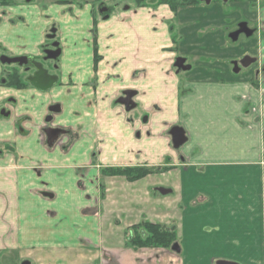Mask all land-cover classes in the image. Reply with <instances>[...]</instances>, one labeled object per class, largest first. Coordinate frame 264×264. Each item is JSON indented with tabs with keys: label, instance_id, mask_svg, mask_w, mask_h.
<instances>
[{
	"label": "crops",
	"instance_id": "crops-1",
	"mask_svg": "<svg viewBox=\"0 0 264 264\" xmlns=\"http://www.w3.org/2000/svg\"><path fill=\"white\" fill-rule=\"evenodd\" d=\"M166 13L160 5L106 18L95 51L91 20L84 27L76 11L67 20L74 55L58 90L43 96L0 82L5 259L20 253L21 264H264V74L257 88L249 78L205 80L186 83L191 90L181 96L179 75L167 77V61L154 59L164 52V36L172 45ZM258 15L257 61L264 69V4ZM128 91L135 93L131 109L118 103ZM53 106L59 112L50 113L60 117L54 129L65 134L50 147L44 118ZM139 108L144 122L135 115ZM174 128L188 139L178 150ZM107 166L156 172L131 183L104 176L114 169ZM141 224L175 231L180 253L127 246L130 229ZM57 233L69 240L56 243Z\"/></svg>",
	"mask_w": 264,
	"mask_h": 264
},
{
	"label": "rangeland",
	"instance_id": "rangeland-1",
	"mask_svg": "<svg viewBox=\"0 0 264 264\" xmlns=\"http://www.w3.org/2000/svg\"><path fill=\"white\" fill-rule=\"evenodd\" d=\"M136 1L137 0H112L111 3H108V5L111 6L114 3H121L120 12L126 11L129 6L131 7L132 11L136 9L139 10L142 7H152L151 1L153 0H143L142 4L144 5H140L137 3L138 1ZM188 1L191 0H174L173 2L170 1L173 6L171 4L168 5L174 14L173 16H171V14L168 12L170 10H167L166 6H164V10L167 11L166 15L169 17L168 20H170L169 22H167L168 26L173 29L172 33L170 34L172 45L168 47L170 40H168L164 36V52L157 56H154V59H158L160 61L162 59L163 62L167 61L166 64L168 63L169 66L168 70L165 71L167 77L175 78V75H179L177 77L179 83L177 87L181 96L183 95L185 90H191V88L184 87L186 83H194L205 80H214L220 83L225 81H227V83H235L245 81L247 78H249L248 81L257 88L258 84L255 82V80L257 81V79L260 77V74L257 77V73L260 71L259 62L257 61L256 64L251 65L249 68H243L242 60L245 57H251L255 59L258 58L260 50V39L257 36L253 38H245L244 36H242L241 39H237V41L235 42L231 38V35L235 24L240 18H245L246 16H248L246 20L251 23V28L258 26V24L260 25V23H258V20H260L258 9L263 6V0H253L255 5L250 6V3L248 2H250L251 0H231L228 4H223L219 0H213L210 6H206L200 3H193L197 6H192ZM82 3L83 2L81 1L77 2L75 3V6L80 7L82 6ZM161 4L162 3L158 1L153 6H160ZM94 7L96 14L100 16V10L97 8V3L94 5ZM248 8L249 11H251L253 14L251 12L247 14L248 10L246 9ZM76 9L77 8L74 9V12H76ZM63 11H65V9H62L58 12L61 14ZM88 13L89 9L86 7L82 12H80V15L76 19L78 20V23H83L82 25L84 27L89 25ZM76 24L77 22H75V25ZM139 26L140 25H137L136 27ZM68 28H70V25L67 22L63 30L61 29L57 31V39L63 50L60 61L56 64H52L50 62L45 63V70H47L50 75L58 77V79L60 80L57 85H60V82L62 80L61 77L63 69H68L70 67L74 55L73 45L75 44L72 43L74 35H72L71 31L68 30ZM71 30L73 32V28H71ZM44 34L45 32L43 29L39 32V34L33 37L34 40L31 41L33 43L31 55H34L36 57L40 56L41 53L38 50L39 46L43 45L44 42H48L45 37L46 35L44 36ZM74 34L76 36V33ZM136 36L142 38L144 37L143 34L140 33H137ZM153 39L156 38L152 37V40ZM146 41H149V39L147 38ZM13 55H16V53H13ZM8 56L0 51V57L7 58ZM176 59L185 60L183 67L187 68L185 67V64L187 62L186 66L190 67L192 70H188V72H186L184 70H181L182 68H176ZM169 63L170 65L172 64V66H170ZM3 69L4 75L0 80L1 83L6 82L8 80V75L14 70L19 72L22 77L27 75V70L18 65L4 66ZM169 72L171 73L170 75L167 74ZM57 85L47 93H38L42 94L43 96H51L55 89L58 90L57 88L59 87H57ZM9 100L14 99L10 98ZM57 103L60 102L56 101V106H58ZM8 107L15 108L16 105H14L13 103H8ZM52 108L56 107L53 106L48 108L49 111L44 118L45 126L47 127L46 129H54L55 123L58 119H60L58 115L55 116L50 113V109ZM143 112V109L139 108V110L135 113V115H138L140 119L142 118V122H144L146 118L143 117ZM51 116H54L55 119L53 122L52 120L48 122V119ZM62 118V121H65L67 117ZM69 123L71 122L69 121ZM75 124H77V121L75 122ZM63 138H66V136H64ZM136 140L140 141V139L138 138ZM107 167L116 168L113 166ZM71 180L73 181L74 179L71 178ZM161 180L164 181V178H161ZM61 183L66 184L64 179H62ZM68 186H72V188H74V190L72 191H76L75 189L77 187V181L74 180L72 184H69ZM58 187H60V184H58ZM65 233H57L58 238L57 240H55L56 243L69 240L68 238H66ZM75 241L76 237H73V242ZM20 256V253H10L8 259H5V256L0 255V264H21V261L19 259ZM29 258L34 260L32 257ZM32 262L33 264H40L35 260ZM56 264H78V261L73 259L58 260L56 261Z\"/></svg>",
	"mask_w": 264,
	"mask_h": 264
},
{
	"label": "flooded vegetation",
	"instance_id": "flooded-vegetation-1",
	"mask_svg": "<svg viewBox=\"0 0 264 264\" xmlns=\"http://www.w3.org/2000/svg\"><path fill=\"white\" fill-rule=\"evenodd\" d=\"M80 1L83 2L82 6L76 7L75 3ZM111 1L112 0H0V31H2V33L0 32V51H2L3 54L7 56L11 55L8 57H14H0V64L2 65V67L18 65L27 70V75L24 77H22L16 70L11 72L8 77L10 78L11 76H16L20 80H22V82H27L28 78L32 77L37 72V70L35 69V65H41L45 70L46 62L56 64L60 61L63 50L57 39V31L64 29L67 20L70 19L69 17L75 14V8H77L76 11L79 12H82L86 7L90 8L88 15L89 20H91L92 24L90 32L92 36L93 47L95 46L94 50L97 51L98 46H96V42L98 40V29L100 23L108 17L116 16L122 13L120 12L121 3H114L109 6L108 3H111ZM137 1L136 2L138 4L144 5L142 4L143 0ZM158 1L162 3L161 5L169 8L168 4L172 5L170 1L173 2L174 0H153L151 1L152 6L155 5ZM219 1H221L223 4H228L231 0H228L227 3H224L222 0ZM188 2L192 6H197V3L204 4L206 6H210L212 4L211 2L210 5H207L205 2H201L200 0H191ZM96 3L97 8L100 10V16H98L94 10V5ZM248 3H250L249 6L255 5L253 0ZM62 9H65V11L60 14L58 11ZM127 10H131V7L129 6ZM246 10H248L247 14L251 12L249 11V8ZM172 15H174L173 12ZM247 18L248 16H246L245 18H240L235 24V27L232 30V39H241L242 36H244L245 38H253L257 36V26L251 28V23L246 20ZM169 21L170 20H168L167 22ZM43 29L45 32L44 36L46 35L45 37L48 42H44L43 45L39 46L38 50L41 53L40 56L36 57L34 55H31V53L23 54L22 52H20L21 49H24L25 47H27L28 50L32 49L33 43L31 41L34 40L33 37L39 34V32ZM168 29L172 33L173 29L171 27H168ZM20 41H23L25 45L23 43H20ZM13 53H16V55H13ZM15 59L21 60V63L25 64H8L9 61ZM100 59L101 57L98 56L97 61H100ZM186 65L187 62L185 64V67H188ZM259 74H264V69H260V71L257 73V76ZM48 75L52 76L49 74V72ZM29 85L30 87H33L31 84ZM56 109L59 108L56 107Z\"/></svg>",
	"mask_w": 264,
	"mask_h": 264
},
{
	"label": "trees",
	"instance_id": "trees-1",
	"mask_svg": "<svg viewBox=\"0 0 264 264\" xmlns=\"http://www.w3.org/2000/svg\"><path fill=\"white\" fill-rule=\"evenodd\" d=\"M9 86H13L19 90L30 87L27 82H22L18 77H8L6 82ZM154 169L145 167L135 168H114L103 171L107 177H122L128 182H137L147 176L154 174ZM131 238L128 239L127 246L134 248H164L171 249L176 244L175 231L166 229L162 226L151 224H141L130 229Z\"/></svg>",
	"mask_w": 264,
	"mask_h": 264
},
{
	"label": "water",
	"instance_id": "water-1",
	"mask_svg": "<svg viewBox=\"0 0 264 264\" xmlns=\"http://www.w3.org/2000/svg\"><path fill=\"white\" fill-rule=\"evenodd\" d=\"M201 2H205L207 5H210L212 0H200ZM224 3H227L228 0H222ZM238 38H234L233 40L236 42ZM257 62L256 59H252L251 57H245L242 60V66L243 68H249L251 65L255 64ZM20 64L24 65L25 63H21V60L15 59L8 62V64ZM185 63V60L178 59L175 67L179 69H183L184 71L190 70V67L184 68L183 64ZM5 64V63H4ZM35 69L37 72L30 78H28L27 82L33 86V88L37 89L38 91L42 93L49 92L54 86L58 84V78L52 77L48 75V72L42 68L41 65H35ZM135 96V93L132 91H128L124 93L123 97L118 101L119 104L124 105L126 109H131L134 107L133 98ZM51 113H58L59 109L52 108L50 109ZM52 118L50 117L48 119V122L51 121ZM45 134L47 136V141L50 147H52L56 141L59 139V137L63 134H65L64 131L60 129H47L45 130ZM172 138V144L173 147L178 150L182 146H184L187 142L186 133L182 128H174L172 129V132L170 133ZM162 195H168L171 193V191L168 190H161L160 191ZM172 251L176 253H180V247L178 244H175L172 247ZM24 264H30L29 262H26ZM217 264H235L231 262H224L220 261Z\"/></svg>",
	"mask_w": 264,
	"mask_h": 264
}]
</instances>
